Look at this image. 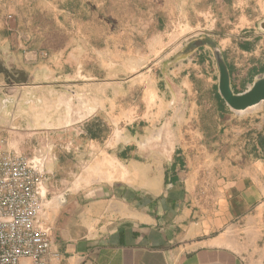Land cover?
<instances>
[{"label": "rangeland", "instance_id": "rangeland-1", "mask_svg": "<svg viewBox=\"0 0 264 264\" xmlns=\"http://www.w3.org/2000/svg\"><path fill=\"white\" fill-rule=\"evenodd\" d=\"M262 27L264 0H0V49L10 55L24 48L47 51L43 57L50 70L40 80L46 79L53 96L55 131L49 145L58 146L59 187L71 182L63 177L64 170L80 175L87 169L76 187L121 176L123 162L106 156L114 148L134 144L130 152L137 157L146 151L136 146L151 142V150L166 152L160 134L169 139L170 133L161 129L175 108L187 110L180 134L184 141L221 153L223 145L234 141L227 128L239 127L244 119L231 111L223 119L215 117L212 125H201L200 112L217 115L209 92L218 85V59L236 83L249 87L248 82L260 78L252 67L264 63ZM239 42L254 45V52L243 53ZM42 88L34 93L33 109H40ZM8 95L0 89V107ZM82 104L87 113L97 108L93 117L102 125L103 140L96 155L81 150L69 158L61 145L82 140L77 126L72 133L62 132L72 121L71 116L64 124L63 116L66 107L76 110ZM1 119L0 146L6 150L2 131L8 126ZM201 189L209 196L215 192L212 177L206 175Z\"/></svg>", "mask_w": 264, "mask_h": 264}, {"label": "crops", "instance_id": "crops-1", "mask_svg": "<svg viewBox=\"0 0 264 264\" xmlns=\"http://www.w3.org/2000/svg\"><path fill=\"white\" fill-rule=\"evenodd\" d=\"M238 46L243 53L255 50L249 42ZM45 51L24 48L21 54L10 55L0 49V62L20 75L13 83L0 77V89L10 93L0 107V118L8 126L2 131L7 151L47 157L44 216L62 264H264V105L240 114L244 120L239 127L227 128L234 141L223 145L221 153L184 141L180 134L187 110L175 108L161 129L170 133L169 139L160 134L166 152L151 150V142L136 146L146 151L137 157L130 152L134 144L120 151L114 148L113 155L106 156L113 163L123 162L121 176L76 187L87 169L80 175L64 170L63 177L71 182L59 187L54 152L58 146L49 145L55 131L53 96L46 79L40 80L48 78L50 70ZM252 69L264 77V63ZM228 76L233 93L248 88ZM23 78L27 83H22ZM42 87L40 109H33L34 93ZM82 106L87 107H66L63 116L64 124L71 116L72 121L63 126L70 129L62 132L72 133L77 126L82 140L61 145L69 158L81 150L96 155L101 148L103 139H91L87 132L90 125L98 124L93 117L97 108L87 113ZM83 162L79 159L81 167ZM206 175L215 185L210 196L201 189Z\"/></svg>", "mask_w": 264, "mask_h": 264}, {"label": "built area", "instance_id": "built-area-1", "mask_svg": "<svg viewBox=\"0 0 264 264\" xmlns=\"http://www.w3.org/2000/svg\"><path fill=\"white\" fill-rule=\"evenodd\" d=\"M46 160L0 146V264H62L44 216Z\"/></svg>", "mask_w": 264, "mask_h": 264}, {"label": "water", "instance_id": "water-1", "mask_svg": "<svg viewBox=\"0 0 264 264\" xmlns=\"http://www.w3.org/2000/svg\"><path fill=\"white\" fill-rule=\"evenodd\" d=\"M264 28V27H262ZM218 92L230 111L241 114L264 103V77L256 79L246 90L234 94L229 87V76L225 65L218 59ZM22 83H27L22 79Z\"/></svg>", "mask_w": 264, "mask_h": 264}, {"label": "trees", "instance_id": "trees-1", "mask_svg": "<svg viewBox=\"0 0 264 264\" xmlns=\"http://www.w3.org/2000/svg\"><path fill=\"white\" fill-rule=\"evenodd\" d=\"M241 49L243 50V47H241ZM243 89L242 88H237L234 91V94L240 93L242 92ZM209 95L213 97V100L215 101L214 103V112L217 114L215 116L214 113H211L210 110L207 111H201L200 112V124L201 125H205V123L207 124H214L215 123V117H217L218 119H223L225 113H229V108L226 106L224 100L221 98L219 92H218V87L217 85H214L213 88L211 89V91L209 92ZM198 104L200 103V100H197ZM209 131V130H208ZM224 129H220V132H223ZM87 132L89 133V137L91 139H97L99 140L100 138V132L101 129L99 128V126H97L96 124H92L90 125V127L87 128Z\"/></svg>", "mask_w": 264, "mask_h": 264}, {"label": "flooded vegetation", "instance_id": "flooded-vegetation-1", "mask_svg": "<svg viewBox=\"0 0 264 264\" xmlns=\"http://www.w3.org/2000/svg\"><path fill=\"white\" fill-rule=\"evenodd\" d=\"M18 76L15 74V72L11 69V68H7V66H4L1 62H0V77L3 78V80L7 83H13L14 81L17 82Z\"/></svg>", "mask_w": 264, "mask_h": 264}]
</instances>
